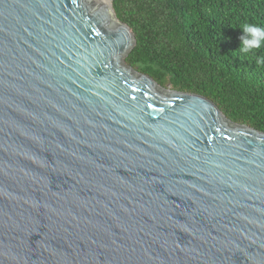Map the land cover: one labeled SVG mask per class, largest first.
<instances>
[{"label": "water", "instance_id": "1", "mask_svg": "<svg viewBox=\"0 0 264 264\" xmlns=\"http://www.w3.org/2000/svg\"><path fill=\"white\" fill-rule=\"evenodd\" d=\"M109 0H0V264H264V132L126 63Z\"/></svg>", "mask_w": 264, "mask_h": 264}, {"label": "trees", "instance_id": "2", "mask_svg": "<svg viewBox=\"0 0 264 264\" xmlns=\"http://www.w3.org/2000/svg\"><path fill=\"white\" fill-rule=\"evenodd\" d=\"M113 9L136 37L129 66L264 132V64L239 51L240 26H264V0H114Z\"/></svg>", "mask_w": 264, "mask_h": 264}, {"label": "clouds", "instance_id": "3", "mask_svg": "<svg viewBox=\"0 0 264 264\" xmlns=\"http://www.w3.org/2000/svg\"><path fill=\"white\" fill-rule=\"evenodd\" d=\"M243 31L241 36V44L239 51L244 54H251V57L256 60L257 66L264 64V56L257 57L256 50L264 46V26L252 23H244L240 26Z\"/></svg>", "mask_w": 264, "mask_h": 264}, {"label": "bare ground", "instance_id": "4", "mask_svg": "<svg viewBox=\"0 0 264 264\" xmlns=\"http://www.w3.org/2000/svg\"><path fill=\"white\" fill-rule=\"evenodd\" d=\"M97 5H95V9L98 8V5L106 3L107 7L105 9V19L108 25L112 26L115 25V19L113 18V16L108 12V8L110 6L109 0H96Z\"/></svg>", "mask_w": 264, "mask_h": 264}]
</instances>
